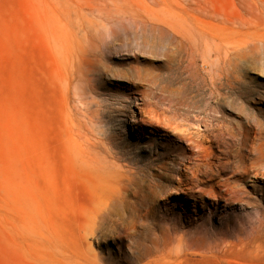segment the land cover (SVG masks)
Instances as JSON below:
<instances>
[{
    "label": "rangeland",
    "instance_id": "rangeland-1",
    "mask_svg": "<svg viewBox=\"0 0 264 264\" xmlns=\"http://www.w3.org/2000/svg\"><path fill=\"white\" fill-rule=\"evenodd\" d=\"M0 264H264V0H0Z\"/></svg>",
    "mask_w": 264,
    "mask_h": 264
},
{
    "label": "bare ground",
    "instance_id": "bare-ground-1",
    "mask_svg": "<svg viewBox=\"0 0 264 264\" xmlns=\"http://www.w3.org/2000/svg\"><path fill=\"white\" fill-rule=\"evenodd\" d=\"M197 10V9H196ZM117 11V10H116ZM128 11V10H127ZM138 11V10H137ZM204 13V10H202ZM118 12V11H117ZM121 11H119L120 13ZM125 12V11H124ZM201 12V10H199V13ZM118 13V14H119ZM123 13V11H122ZM190 13V12H189ZM201 13V14H202ZM206 13V12H205ZM111 16L113 15V13H110ZM115 14V13H114ZM117 14V15H118ZM124 14V13H123ZM116 15V16H117ZM128 15V14H127ZM159 15V14H158ZM206 15V14H205ZM212 15V14H211ZM115 16V17H116ZM119 16V15H118ZM117 16V17H118ZM124 16V15H122ZM162 16V15H161ZM208 16V15H207ZM113 17V16H112ZM116 17V18H117ZM110 18V16H109ZM122 18V17H121ZM124 18V17H123ZM141 18V17H140ZM160 18V17H159ZM120 19V17L118 18ZM125 19V18H124ZM146 19V18H145ZM109 20V19H108ZM143 20V18H142ZM141 20V21H142ZM117 22V21H116ZM144 23H149V24H153L151 21H143ZM242 25V24H240ZM159 27H161L164 30H168L164 25H158ZM240 27V26H239ZM242 28V26H241ZM171 32V31H169ZM172 33V32H171ZM173 34V33H172ZM199 36V35H198ZM252 39V38H251ZM250 39V40H251ZM256 39V38H255ZM260 40V39H259ZM249 41V40H248ZM181 42V41H180ZM183 42V41H182ZM255 42V41H254ZM253 42V43H254ZM252 43V44H253ZM258 43V42H257ZM256 43V44H257ZM91 44V41L88 40V38L85 40V47L89 46ZM259 45V44H258ZM260 45L261 44L260 42ZM249 47V46H248ZM254 47L256 48L257 46L254 45ZM253 47V48H254ZM238 48V47H237ZM246 49V48H245ZM249 49V48H247ZM252 50V49H251ZM244 51V50H243ZM248 51V50H247ZM61 52V51H60ZM246 52V51H245ZM249 52V51H248ZM194 58V57H193ZM226 66V65H225ZM58 76V75H57ZM59 77V76H58ZM75 78V77H74ZM73 78V79H74ZM212 78V77H211ZM66 81V80H65ZM68 82V81H67ZM72 83V82H71ZM81 87V86H80ZM79 87V88H80ZM76 96V95H75ZM80 98V97H78ZM181 102V101H180ZM179 104V103H178ZM175 105V104H174ZM172 106V105H170ZM171 108V107H170ZM173 108V107H172ZM173 111V109H172ZM86 117V116H85ZM155 118V117H154ZM131 119L133 120V116H131ZM158 119V118H156ZM91 120V119H90ZM150 121V120H149ZM83 122V121H82ZM158 122V121H157ZM160 122V121H159ZM152 123V122H151ZM173 123V122H172ZM79 125V124H78ZM162 125V124H161ZM189 127H195L196 133H198L197 135H200V139L198 140L197 143H195L194 145L197 146L199 148V150L197 151V154L195 156V158L198 160L195 163L194 169H193V173L198 176V175H208L210 173H216L215 171L219 172V171H223V170H233L235 167H237V156L240 150V144L242 142V139L239 137L240 135V131L239 129L237 130H230L231 126L227 128H220L218 126H215L209 122H191L188 123ZM203 126V127H202ZM170 127V125H169ZM75 129V128H74ZM191 130V129H190ZM187 131V130H186ZM177 132V131H176ZM185 132V130H184ZM194 135V134H193ZM193 139V138H192ZM210 143V144H216V146L218 147H222L223 149L221 150L220 153L218 154H213L210 151H205L203 150V145L204 143ZM224 145V146H222ZM210 146V145H209ZM235 170V169H234ZM263 172V171H262ZM258 172H256L257 174ZM188 180V179H187ZM200 180L197 179V182H199ZM190 182V180H189ZM123 211V210H122ZM132 215V214H131ZM115 219V218H114ZM111 222V221H110ZM102 237V236H101ZM158 257H162L161 255H158Z\"/></svg>",
    "mask_w": 264,
    "mask_h": 264
}]
</instances>
